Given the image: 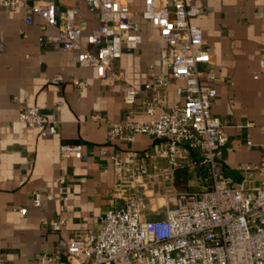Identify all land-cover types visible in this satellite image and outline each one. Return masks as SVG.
Here are the masks:
<instances>
[{
  "label": "crops",
  "instance_id": "1",
  "mask_svg": "<svg viewBox=\"0 0 264 264\" xmlns=\"http://www.w3.org/2000/svg\"><path fill=\"white\" fill-rule=\"evenodd\" d=\"M21 0L15 11L0 10V263L35 264L36 257L51 254L58 246L86 231L97 230L100 219L123 202L115 194L112 161L149 165L157 142L148 136L133 141H110L114 124L132 114L136 121L156 120L144 115L142 102L151 97L146 89L149 75L161 69L165 48L158 32L141 19L144 0L128 4L141 44L124 52L113 64L122 81L99 80L95 71L80 68L77 53H62L45 43L56 29L35 17L25 24ZM60 12L70 10L88 34L98 27L90 0H51ZM202 15L191 24L202 32L203 46L211 63L202 68L216 75L212 84L216 98L211 115L219 119L228 138L216 161L223 177L239 185L241 168L257 165L264 150V0H192ZM60 78L58 84L53 81ZM77 83H84L82 90ZM171 82L161 93L167 108L182 104ZM139 96L134 106L124 103L128 89ZM36 108L52 124L29 129L18 122V113ZM93 117L99 118L94 122ZM83 147L81 160L62 159L61 146ZM103 153V155H101ZM186 158L176 171L174 192H199L211 187L207 171L194 166L199 155ZM164 166V163L161 164ZM63 179L65 195L59 194ZM250 188L262 179L253 175ZM65 198V200L63 199ZM64 219L65 226L53 233L44 222Z\"/></svg>",
  "mask_w": 264,
  "mask_h": 264
},
{
  "label": "built area",
  "instance_id": "2",
  "mask_svg": "<svg viewBox=\"0 0 264 264\" xmlns=\"http://www.w3.org/2000/svg\"><path fill=\"white\" fill-rule=\"evenodd\" d=\"M20 5L21 0H0V10L15 11ZM90 5L98 27L86 36L85 46L81 44L84 27L76 23L73 12H60L51 0L24 4L25 24L30 26L35 17L41 19L57 31L46 38V44L62 53H77V65L93 69L99 80L122 81L123 74L114 73L113 64L141 44L128 4L90 0ZM201 15L192 0H144L141 19L165 44L161 69L150 73L146 86L152 95L142 102L141 111L148 117L157 114V119L136 121L129 114L124 123L111 126L108 138L122 140L127 135L132 142L134 136H148L157 142L156 154L149 157V165L114 158V189L123 205L108 211L97 230L70 239L51 254L37 256L35 264H264V150L257 165L241 168V184L223 177L216 157L228 138L221 121L211 115L216 75L202 70L210 65L211 56L203 46L201 30L191 24ZM60 81L56 78L53 83ZM171 82L183 83L177 90L183 101L167 108L161 93ZM85 87L77 83L78 89ZM138 96L137 90L128 89L125 105L134 106ZM18 122L29 129L52 124L36 108L20 110ZM186 151L198 153L193 165L206 169L209 189L173 191L174 176ZM83 152L81 145L59 148L62 159L81 160ZM254 174L262 181L250 188ZM63 184L60 179L62 197ZM43 226L58 233L65 221L60 218Z\"/></svg>",
  "mask_w": 264,
  "mask_h": 264
},
{
  "label": "rangeland",
  "instance_id": "3",
  "mask_svg": "<svg viewBox=\"0 0 264 264\" xmlns=\"http://www.w3.org/2000/svg\"><path fill=\"white\" fill-rule=\"evenodd\" d=\"M169 206L171 207V205H169ZM150 219H155V217L152 216V217H150Z\"/></svg>",
  "mask_w": 264,
  "mask_h": 264
}]
</instances>
